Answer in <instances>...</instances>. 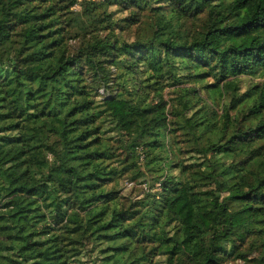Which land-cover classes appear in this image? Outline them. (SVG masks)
Returning <instances> with one entry per match:
<instances>
[{"label":"trees","instance_id":"obj_1","mask_svg":"<svg viewBox=\"0 0 264 264\" xmlns=\"http://www.w3.org/2000/svg\"><path fill=\"white\" fill-rule=\"evenodd\" d=\"M113 5L128 25L152 9L149 35L120 39ZM258 71L264 0H0V264H224L264 227V85L239 92ZM207 77L228 99L218 122L196 88L176 86L182 113L156 98ZM141 153L161 188L123 206L128 170L146 187Z\"/></svg>","mask_w":264,"mask_h":264},{"label":"rangeland","instance_id":"obj_2","mask_svg":"<svg viewBox=\"0 0 264 264\" xmlns=\"http://www.w3.org/2000/svg\"><path fill=\"white\" fill-rule=\"evenodd\" d=\"M159 4L153 3V6H157ZM71 10L75 13V22L71 24L70 26V35L72 39L70 40V44L73 49H75L78 45L76 36L74 35L84 32V30L88 31L89 26L87 21L86 13L82 5H80V1L76 2L72 5ZM109 11L114 13V18L119 19L118 20V27L115 30V32L119 35L120 39H125L126 41H132L135 39V37L139 36L140 34L146 33L148 36L149 33L152 30L151 23L153 21L152 9H145V14L142 16L141 22L138 24L128 25L129 23L125 19L127 16H129L130 11L129 10H122L118 6H110ZM98 13V10H92V14ZM140 25V30L138 31L137 27ZM186 27L189 26V23L185 25ZM164 69L163 66H161V71ZM180 83H175V85H169L166 82H164L163 86L159 89V92L156 96L157 99L160 100H166L167 101V110L168 112H179L182 113V105L179 102L180 96L182 94L181 91L178 90L176 87L179 86H189L191 88H196L197 91L195 95H193L194 99H201V101L196 107H199L204 101L206 104H212L210 108L213 110V115L209 118V121L218 122L219 115L222 114V104L228 103V99L225 98V95L222 96L220 92L217 90H213L214 87L212 84H214V79L212 77H207L203 80L192 82V83H186L185 79H179ZM253 83L257 85H264V71H258L255 74L247 75V76H241L240 82H239V92H245L247 90V87ZM100 93H103V89L100 88L98 90ZM240 101L237 100L230 109L229 114H233V109L236 108L237 102ZM48 109V107H47ZM194 110V109H193ZM192 110V111H193ZM190 114V112H189ZM219 116V117H218ZM170 118H174L173 122L176 123V118L174 116H170ZM108 123V121H107ZM106 123V124H107ZM114 126V123L109 122L106 127L107 131L104 135L107 145L109 148L115 149L117 152H121L119 155V158H122L127 153L122 145H121V136L116 130H112ZM203 124L201 125V127ZM186 138V137H184ZM189 145V144H188ZM121 150V151H120ZM138 152L140 153L141 150L139 149ZM142 153L140 157H138V166L141 168V172L144 173L145 178L147 179L146 187L144 188V176H134V169L128 170L125 174L119 179V183L117 185V188L120 191V196H122L121 201L123 203V206H130L137 203V199L140 198L143 194L147 192H155L159 191L161 188V185L159 182H155L153 180V177L150 172H148L145 168L144 161L141 158ZM178 155H175L177 158ZM196 152L188 151L184 152L181 156V159L185 160V163H192L194 161L202 160V157H199ZM202 158V159H201ZM127 162H125L126 164ZM170 174H175L177 170L175 168H172L168 170ZM135 177V178H133ZM153 182V186L148 188L149 184ZM127 184V185H126ZM132 184V185H130ZM130 185V186H129ZM224 195V193H222ZM151 217L146 216L143 217L142 221L149 220ZM150 248V245H147V249ZM239 251L236 255L231 256L229 259H227L224 264H256V261H254L255 258L259 257V255L264 251V227L260 232H257L250 236L248 239H245L243 242H241ZM89 258V257H88ZM86 257H83L82 261L89 260ZM155 262H159L156 264H163V259L161 257L155 258Z\"/></svg>","mask_w":264,"mask_h":264}]
</instances>
